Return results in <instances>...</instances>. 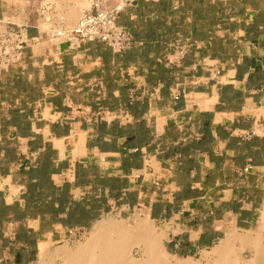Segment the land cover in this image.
<instances>
[{
	"label": "crops",
	"instance_id": "obj_1",
	"mask_svg": "<svg viewBox=\"0 0 264 264\" xmlns=\"http://www.w3.org/2000/svg\"><path fill=\"white\" fill-rule=\"evenodd\" d=\"M11 1H3L6 10L1 19L28 28V35L39 40L26 51L22 70L34 84L36 78L29 73L31 67L39 68L41 93L37 98L24 95L21 101L28 115L40 113L42 118L27 119L30 130L17 141L21 145L17 157L9 158L8 146L0 147V162L6 163L0 171L5 205L18 202L23 207L22 164L49 146L56 167L62 165L51 175L53 185L69 184V198L86 209L99 205L95 211L99 217L92 226L135 205H145L152 217L159 208L154 218L167 221L170 205L166 200L173 192L176 199L184 198L190 218L187 226L174 225L188 235V245L200 248L220 237V222L215 220L218 208L233 202V209L224 216L235 218V223L250 214L244 210L247 204L253 205L247 197L241 200L236 195L235 182L255 177L264 182V0H139L120 14L118 23L125 29L129 23L141 34L152 29L156 40L122 54L99 42L81 43L75 49L58 46L42 30L39 23L46 19H51L55 30L75 26L78 20L67 22L63 14L80 0H57L60 8L55 1L30 0L39 14L36 18L22 15L20 23L18 16L10 15ZM191 3L197 7L190 9ZM178 36L192 44L180 64L164 66L158 60ZM48 71L53 73L51 78L45 76ZM74 92L82 93L80 102L73 98ZM98 110L122 120L83 124L76 118L78 113ZM123 117L130 121L125 123ZM100 122L105 123V132L99 131ZM112 123L133 134L111 136ZM8 127L14 139L15 128ZM140 133L144 138L138 137ZM253 140H259V146L246 148ZM105 143L114 148L101 149ZM14 144L12 140L10 145ZM77 165L87 175L75 185ZM244 169L248 172L243 173ZM158 180L169 194L164 201L154 199L153 184ZM201 205L213 210L201 211Z\"/></svg>",
	"mask_w": 264,
	"mask_h": 264
},
{
	"label": "rangeland",
	"instance_id": "obj_2",
	"mask_svg": "<svg viewBox=\"0 0 264 264\" xmlns=\"http://www.w3.org/2000/svg\"><path fill=\"white\" fill-rule=\"evenodd\" d=\"M3 1L4 0H0V23L2 24L0 25V28H4V27H7L8 29L17 28L18 26L14 24H5V22L1 19L2 14H4L6 10V6ZM90 1L91 0H89V2ZM34 5L35 4H33V1L30 2V0H13L12 4L9 6L10 15L18 16L19 17L18 20H21L20 16L22 15H30L31 17L36 18L39 14L38 11L39 8H37V6ZM196 7L197 5L192 3L190 4V9ZM90 9H91L90 7L87 9L84 8L83 11L87 12ZM18 20L16 21L20 23V21ZM43 31H46L50 36V33L47 30H43ZM50 39L53 40L54 37L50 36ZM172 42H179L182 45L187 44L188 46L192 44L191 42L189 43L188 39H183L180 36L171 39V41L168 44ZM60 45H64V43L58 44V46ZM29 48L30 46L23 51L24 58L22 59V61H20L18 64H15V66H12L0 73V143H1L0 147L3 148L4 146H8L9 158L17 157L19 153L18 152L19 148L21 147V145L17 141L23 140L22 139L23 137L20 136H15L14 139H11L12 136L8 127L10 125H6V121L10 118L9 112L17 108H22V110H20L22 112L26 111V109H24L25 104L21 103V100L23 99L24 95H28L30 98H37L41 93V87L38 83L39 81L38 79L42 77V75L37 71L39 68H37V66H33L31 67L29 73L33 78H36V82L34 84H30L29 75L25 74L24 71L22 70L23 65L25 64L27 58L26 51ZM45 76L47 78H51L53 76V73L51 71H48L45 74ZM65 92L69 93V90L67 89L65 90ZM72 96L78 102H80L83 97L81 92H74ZM40 118H42V115H40V113H36V115H33V113L31 115L30 114L28 115L27 112V119H29L30 121H38ZM76 118L78 119V122H81L83 124H91L93 122H99L91 115V113H78ZM117 118L119 121L122 120L121 117H117ZM16 137H18V140L16 139ZM12 140H14L16 143L14 144L15 147L10 145ZM6 142H8V144H5ZM252 146L253 147L259 146V140H254L246 148L249 149V147ZM13 147L15 148V150L13 151V153H11L10 149ZM255 159L256 161H259L260 156L259 155L255 156ZM5 164H6L5 162H0V171L1 170L4 171ZM247 172H248L247 169L243 170V173H247ZM67 179H68V175L64 177L63 180H67ZM180 182H184V179H180ZM235 183H236L235 186L237 187L236 195L239 196L241 200H244L245 197H247L248 200L253 205V207H250L251 205L247 204L248 208L247 210H244L250 214L240 216L237 222L235 223V218L225 219L224 216L226 210L233 209V204H232L233 202L227 206H221L218 209L216 208L217 210L215 212V220L220 222L219 224L220 237L215 241V243L208 245L206 247L194 248L191 246V244L188 245V240H187L188 235L186 234V236H184L185 234L176 228L178 224H180L181 226H187L188 219H190L187 214L189 213L187 212L188 206L185 205L183 201L184 198L176 199L173 192L172 195L170 196L168 194V191L164 190V184L159 180L153 184V186L156 187V189L153 191L156 193L154 199H156L157 201L163 200L165 199L163 197L165 194L169 195L167 196V200H166L170 205L169 217L167 221L159 217L157 218L152 217L148 213L145 205H140V206L135 205L130 210H126L123 213L114 212L111 215H109V217L111 220L123 221V222L126 221L127 224L133 225L134 224L133 222L136 216L138 215V213L141 215L148 214L150 219L153 220L156 230L159 233L161 232L165 233V236L162 239V245H163V249L165 248L164 250L168 254L177 258L190 257L193 261L206 264L208 260L210 261L211 257H209V255L208 256L205 255L202 250L209 252L211 248L219 245L221 240L224 239L225 234L227 232L232 231L235 228L240 230H257L261 225L262 226L261 231L264 239V218H262V216L260 215V212L263 210L264 207V191L262 190V188L264 187V182L259 181V178L255 177L251 181H247V179L241 178L238 182ZM225 185L227 186L229 185V183H225ZM248 186H251L252 189L247 190L246 187ZM225 197L227 196L225 195ZM1 199L2 197L0 196V200ZM136 202H137V197H136ZM206 209L212 211L213 206L207 207V205L206 206L201 205L199 210L203 211ZM157 210L158 208H155V211ZM195 219L197 218L195 217ZM174 223L177 225H174ZM58 224L61 225L62 228H59ZM206 225H212V223L207 222ZM92 227L93 226L90 225L87 228H79V227L69 228L68 226H65L61 223H53L49 219L47 220L24 219L21 221H12L10 223H5L3 225L1 224L0 225V264H41L42 260H44L43 259L44 256L46 257L44 261L48 262L49 261L48 257L50 253L54 252L56 249L62 246L67 245L69 247H72L79 241H83L84 236H86V234L89 232V230ZM19 229H25L27 231H30V233L28 234L31 235V239L34 240L36 243L34 248L35 250L34 253L30 248L25 247L23 243L17 242L15 240V235ZM40 244L42 246H40ZM21 248H23V251L20 252L21 259L17 263L15 260V255L16 252H18ZM138 250L139 248L137 247L133 250V254L137 258L140 256V250L139 251ZM241 256L246 258V260L250 259L252 256V250L251 249L243 250L241 252Z\"/></svg>",
	"mask_w": 264,
	"mask_h": 264
},
{
	"label": "bare ground",
	"instance_id": "obj_3",
	"mask_svg": "<svg viewBox=\"0 0 264 264\" xmlns=\"http://www.w3.org/2000/svg\"><path fill=\"white\" fill-rule=\"evenodd\" d=\"M10 1L8 0V2ZM50 1H55L57 8L62 7L59 2L57 3V0ZM81 1L63 14L67 22L79 20L83 15L82 10L90 7L91 1ZM45 16H51V14L47 13ZM50 20L46 19L40 23V26L42 30H47L52 37L56 31H68L76 26L55 30L51 28L53 26ZM0 30L2 31L4 28H0ZM260 215L264 218V207ZM133 223V225H129L126 221H114L110 218L99 221L84 236L83 241H79L72 247L65 245L56 249L50 253L49 261L45 262L46 257L44 256L41 264H202L193 261L190 257L177 258L168 254L162 245L165 233H159L156 230L154 222L148 214L138 213ZM261 230L262 226L260 225L257 230L235 228L227 232L219 245L211 248L209 252L202 250L205 255L211 257L206 264H264V239ZM40 246L42 245L40 244ZM136 247L140 250L138 258L133 254ZM245 249L252 250V256L248 260L241 256V252Z\"/></svg>",
	"mask_w": 264,
	"mask_h": 264
},
{
	"label": "trees",
	"instance_id": "obj_4",
	"mask_svg": "<svg viewBox=\"0 0 264 264\" xmlns=\"http://www.w3.org/2000/svg\"><path fill=\"white\" fill-rule=\"evenodd\" d=\"M125 27L131 31V34H133L136 40L142 41L143 43L156 40L152 29H146L147 31L144 30L146 33L142 32L141 34L132 29L129 23H126ZM21 103H24V101H21ZM20 110H22V108H17L9 112L10 118L6 121V125L15 128V136L25 137L30 130V124L27 121V112H22ZM105 126L104 122H100L99 131L101 133L106 131ZM108 132L113 137H122L126 133V131L121 127L119 128L116 123L111 124ZM126 134L131 136L133 133L130 132ZM138 137H140V139L144 138L143 133H140ZM33 145L34 143H31L29 146L32 148L34 147ZM100 148L104 150L114 147L108 146V144L105 143L100 146ZM130 158L135 159V156L132 155ZM25 164L26 163H24V165ZM24 165L20 172L26 179L25 193L22 195L24 205L20 207L18 202L5 205L0 200V223L10 220L21 221L26 218L39 216L41 219L48 217L49 220H54L70 228H87L93 221L98 219L99 214L95 211L99 205L94 203L91 205L90 209H86L85 205H82V203L72 201L69 198V184H64L61 187L53 185L51 175L57 173L59 168H62V165L56 167L53 162V152L49 146H46L44 150L40 151L33 167L24 169ZM86 175L87 172L85 168H82L81 165H77L75 170L76 182L74 184L78 185L82 183ZM111 185L115 188L116 183H112ZM159 211L158 208L153 214V217L157 216ZM62 214L65 216L59 217ZM28 233H30V231L19 229L15 235V240L23 243L25 247L30 248L34 253L36 243L31 239V235ZM22 251L23 248L16 252L15 260L17 263L21 259L20 252Z\"/></svg>",
	"mask_w": 264,
	"mask_h": 264
},
{
	"label": "built area",
	"instance_id": "obj_5",
	"mask_svg": "<svg viewBox=\"0 0 264 264\" xmlns=\"http://www.w3.org/2000/svg\"><path fill=\"white\" fill-rule=\"evenodd\" d=\"M137 1L139 0H91V9L83 13L76 26L68 31H56L52 41L56 45L67 44L71 49H75L81 43L99 42L115 54H122L142 46V41L136 40L118 23L120 14ZM4 29V31L0 30V73L22 61L23 51L38 40V37L28 35L26 27L11 29L4 27ZM188 48L187 44L172 42L167 45L165 53L158 62L167 67L178 65L185 57ZM91 115L97 121L118 120L117 117H120L102 110ZM123 118L125 123L130 121L128 117ZM35 162V155H31V159L29 158L25 165L23 163V168L33 167Z\"/></svg>",
	"mask_w": 264,
	"mask_h": 264
}]
</instances>
